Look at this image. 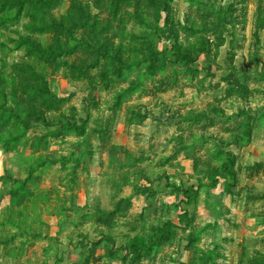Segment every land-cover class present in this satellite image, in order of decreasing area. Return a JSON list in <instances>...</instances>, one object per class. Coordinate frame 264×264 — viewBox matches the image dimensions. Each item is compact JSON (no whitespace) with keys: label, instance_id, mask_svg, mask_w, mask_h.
Wrapping results in <instances>:
<instances>
[{"label":"rangeland","instance_id":"1","mask_svg":"<svg viewBox=\"0 0 264 264\" xmlns=\"http://www.w3.org/2000/svg\"><path fill=\"white\" fill-rule=\"evenodd\" d=\"M0 264H264V0H0Z\"/></svg>","mask_w":264,"mask_h":264},{"label":"trees","instance_id":"2","mask_svg":"<svg viewBox=\"0 0 264 264\" xmlns=\"http://www.w3.org/2000/svg\"><path fill=\"white\" fill-rule=\"evenodd\" d=\"M203 52L201 53V56L207 57V55ZM174 57H175L176 61H178V60L194 61L191 54H183L179 49H177L176 52L174 53ZM148 61L152 64L156 63L157 62V52H155L154 50H151L150 51V57H149ZM69 129H78V128L76 126H73V128H71V126L65 127V130H69ZM170 237H171V231H170V229H166L161 234V238H159L160 240L155 241V242L151 243V245L148 246L147 248L140 249V250L145 251L147 253H151L153 251L154 247L160 246L161 240L168 241L170 239Z\"/></svg>","mask_w":264,"mask_h":264}]
</instances>
